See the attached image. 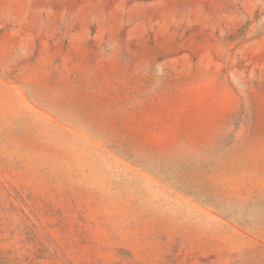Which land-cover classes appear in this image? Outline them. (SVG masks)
<instances>
[{
    "label": "rangeland",
    "instance_id": "374dc122",
    "mask_svg": "<svg viewBox=\"0 0 264 264\" xmlns=\"http://www.w3.org/2000/svg\"><path fill=\"white\" fill-rule=\"evenodd\" d=\"M0 264H264V0H0Z\"/></svg>",
    "mask_w": 264,
    "mask_h": 264
}]
</instances>
